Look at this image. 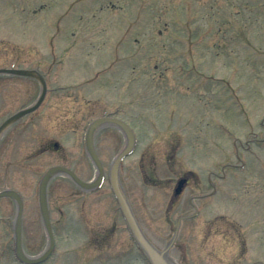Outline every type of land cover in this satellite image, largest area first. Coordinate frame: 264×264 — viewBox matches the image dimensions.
<instances>
[{"label": "rangeland", "instance_id": "374dc122", "mask_svg": "<svg viewBox=\"0 0 264 264\" xmlns=\"http://www.w3.org/2000/svg\"><path fill=\"white\" fill-rule=\"evenodd\" d=\"M12 67L39 69L52 88L75 84L79 91L78 113H69L68 101L51 99L44 116L24 118L1 146L0 191L16 189L24 197L30 254L46 245L41 176L66 165L92 180L84 127L122 109L128 118L139 117L141 140L125 161L122 181L155 246L164 249L177 219L194 213L190 199L200 206L208 195L206 210L183 223L172 257L181 264L264 261V0H0V68ZM6 81L0 122L36 99L26 93L28 80L0 78ZM101 138L108 167L118 146ZM186 176L189 184L173 206ZM76 189L62 178L50 186L59 247L48 264H147L110 185L87 195ZM15 216V203L1 199L0 264H20ZM185 237L192 243L188 256L181 249Z\"/></svg>", "mask_w": 264, "mask_h": 264}, {"label": "water", "instance_id": "95a60500", "mask_svg": "<svg viewBox=\"0 0 264 264\" xmlns=\"http://www.w3.org/2000/svg\"><path fill=\"white\" fill-rule=\"evenodd\" d=\"M0 73H10V74H16L21 76H35L32 72H28L25 70H0ZM40 102V101H39ZM39 102L30 109L23 110L22 112L18 113L17 115L10 118L3 126V129H6L11 124L16 122L19 118L24 116L29 111L35 109ZM108 123H116L127 135L128 138V144L126 146V149L120 154V156L116 159V161L113 163L112 169H111V184L112 188L116 194V196L119 199L120 205L122 207V211L124 213V216L127 220V223L129 225V228L135 237V240L137 242V245L139 248L145 253V255L149 258L152 264H178L176 261L172 260L168 255V249H166L163 252H160L155 248L151 242L146 238L143 231L139 227L130 207L129 204L123 194V189L121 187V183L119 180V166L121 159L128 153L131 152V150L134 147V136L132 134V131L130 128L123 123L122 121L118 120H111V119H99L96 120L94 123L91 124L87 131L86 135V147L87 151L89 153V156L93 160L96 169H97V175L93 182H84L81 180L74 172L71 170L65 168V167H54L51 168L43 177L40 185V206H41V214L44 222V226L46 229V232L48 234V247L46 251L36 257L31 258L29 257L23 248V200L21 196L14 191H4L0 192V198L1 197H11L17 202V215L16 220L14 224V232H15V245H16V255L17 257L24 262L25 264H36L44 261L47 257L51 255V253L54 251L55 247V238L53 234V229L50 222V214H49V206H48V192L47 188L49 185V182L56 177L57 175L65 174L69 176L75 183H77L82 189L84 190H92L97 188L104 179V170L103 166L97 157L95 147H94V138L95 134L98 131L99 128L104 126Z\"/></svg>", "mask_w": 264, "mask_h": 264}, {"label": "flooded vegetation", "instance_id": "af4514ba", "mask_svg": "<svg viewBox=\"0 0 264 264\" xmlns=\"http://www.w3.org/2000/svg\"><path fill=\"white\" fill-rule=\"evenodd\" d=\"M61 52H64L65 53V50L61 51ZM68 52V51H66ZM69 58L73 57V56H68ZM69 60L66 61V65H65V73L62 72L61 73V77L60 79H63V80H67V79H64L66 77V73L69 69ZM36 71V73L40 74L41 76H30V77H22L23 79L25 80H28L30 84H26L25 85V90H26V93L27 94H30V92H33L36 94V99L34 102H32L30 105H28L27 107H32L33 105H35L37 103V101L39 100V98L44 95L45 98L43 100V102L40 104V106L33 112L27 114L24 118H26L27 116H30L31 118L33 117V119H36V118H39V117H42L44 116V112H45V108L47 107V103L49 100L51 99H59V101L61 100L62 102H64V100L68 101L67 103L71 106V110L69 113H74L76 111V113L79 112V108L77 109V106H78V101H79V91H75L78 86L75 85V84H68V85H61V86H58V87H55V88H52L50 86L51 84V78L49 77V74L47 75V73H43L41 70L39 69H34ZM64 74V75H63ZM0 78L2 79H9V76H1ZM11 78V77H10ZM16 78V77H15ZM10 82L9 81H6V82H2L0 83V87L2 86H5V85H8ZM34 86H33V85ZM27 107H24V108H27ZM23 109V108H22ZM21 110V109H19ZM18 110V111H19ZM16 111V112H18ZM15 112V113H16ZM15 113L9 115L8 117H6L4 120H2V122H0V127L2 126V124L12 115H14ZM100 117H106V118H109V119H117V120H120L122 122H125L126 124H128L135 132L136 134V143H135V146H134V150L133 152L127 156L124 161H126L128 158L132 157L133 155H135L137 152H138V149L140 147V144H141V140H140V135L138 133V126L136 125L135 123V120L137 121L139 119V117H135L134 119H131V118H128L127 116L124 115L123 113V110L122 109H119L117 111V113H114V114H110V115H104V116H100ZM100 117H96V118H100ZM24 118H22L21 120H19V122H21ZM96 118H94L93 120H95ZM16 123L15 125H13L9 130L6 131V133L1 137L0 139V152H1V146L5 140V138L8 136V133L12 131V129L19 124ZM103 135H106L107 138L109 137L108 140H105V142L109 145V146H118L117 148V152L116 154L113 156L112 160L109 162V165L107 167L106 170V176H107V180L105 182H108L109 180V175H110V168H111V165L113 163V161L117 158V156L124 150V148L126 147L127 145V136L125 135V133L120 129V127L116 124V123H109L105 126H103L99 131L98 133L96 134V138H95V147H96V150H97V154L101 160V162L103 164H105V161H103L100 153H99V148H98V142L102 139L101 136ZM105 143V144H106ZM113 143V144H112ZM179 145V144H178ZM56 149V148H55ZM61 148L59 147L58 149H56V151H60ZM86 158L88 159V162L92 164V161L90 159V157L88 156V154L86 153ZM144 158H145V154L144 155H141V161L143 160V163H142V166L143 164H145V161H144ZM171 159H173V157H171ZM9 165V164H8ZM75 170V169H74ZM11 176V175H10ZM62 178L63 180H67V181H70L71 180L66 177V176H61L59 177L58 179ZM189 181H190V177L189 176H186L182 179H180L177 183V188H176V193L174 194V197L173 199L175 200L174 201V204L173 206H176L177 205V201L180 199L182 193L184 192V187L187 186L189 184ZM73 184V183H72ZM74 185V184H73ZM76 186V185H74ZM76 191L77 192H80L81 194L83 195H87L89 193L87 192H84L82 191L78 186H76ZM50 192V191H49ZM93 193V192H92ZM217 193V192H216ZM209 196L206 195V196H201L202 199L201 200V203L203 204H200V206H198L195 202V200L192 198L190 199V203L193 205L194 207V212L195 210L198 208V210L201 212L203 211L204 209L206 210V207H204L206 204H204L208 199ZM132 205V204H131ZM133 208V207H132ZM136 215V214H135ZM187 217V216H186ZM189 217V216H188ZM136 218L137 220L139 221L137 215H136ZM189 220H192V218H188ZM187 221V220H186ZM140 222V221H139ZM185 222V221H184ZM183 222V223H184ZM183 223L180 227V233H181V229L183 228ZM173 239V236L170 240ZM179 239H182L180 238V236H177L175 238V241L170 249V251H173L175 249H177V245H178V240ZM184 241L187 243L184 245V248H181L188 256L189 252L191 251V247L190 245L192 244L191 242H188V238H184ZM169 243V242H168ZM200 244V243H199ZM183 245V244H182ZM201 246V244H200ZM201 249V248H200ZM143 261V259H142ZM185 263L184 264H187L186 263V260H184ZM190 261L194 262L193 259H191ZM50 262V259L47 260L46 262L42 263V264H48ZM252 264H264V261L262 260H259V261H255L253 262Z\"/></svg>", "mask_w": 264, "mask_h": 264}]
</instances>
